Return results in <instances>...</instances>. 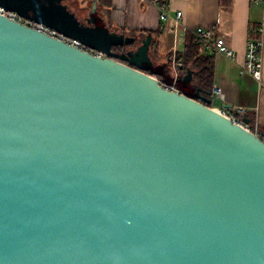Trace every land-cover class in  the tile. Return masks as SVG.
Returning a JSON list of instances; mask_svg holds the SVG:
<instances>
[{"label":"water","instance_id":"water-1","mask_svg":"<svg viewBox=\"0 0 264 264\" xmlns=\"http://www.w3.org/2000/svg\"><path fill=\"white\" fill-rule=\"evenodd\" d=\"M4 1L109 48L0 14V264H264L263 139L137 67L151 37L118 55L67 0Z\"/></svg>","mask_w":264,"mask_h":264},{"label":"crops","instance_id":"crops-1","mask_svg":"<svg viewBox=\"0 0 264 264\" xmlns=\"http://www.w3.org/2000/svg\"><path fill=\"white\" fill-rule=\"evenodd\" d=\"M80 1H82L81 10L72 9V13L86 26H89L88 19H90L94 23L102 21L104 28L119 35L135 31L157 33L149 36L152 38L151 44L153 42L152 45L150 44V57L153 65L158 67V72L152 71L155 77L161 74L167 78L169 74L177 81V65L182 62L180 56L185 53L191 31L198 27L213 29L215 34L224 38L230 49L235 52L236 59L231 60L223 55L206 52L214 58V76L212 91L207 98H203L216 100L214 108L236 106L246 108L249 121L250 117L254 120L255 131L260 129L261 132H258L264 133V61L262 85L251 75L241 74V67L246 61L248 42L264 40V5L257 0ZM158 2H163L168 7L171 18L167 23L160 20ZM88 5H91V10L95 5L94 9L100 13L99 18L92 16L91 10L88 16L85 15ZM70 8L69 6L68 9ZM179 12H182V17L178 25L176 22ZM160 68H164L165 71L161 72ZM164 86L174 87L178 91L176 82H164ZM215 86L222 88L223 101L214 97ZM200 92L202 90H196V95H200ZM249 128L251 129L250 126Z\"/></svg>","mask_w":264,"mask_h":264},{"label":"built area","instance_id":"built-area-1","mask_svg":"<svg viewBox=\"0 0 264 264\" xmlns=\"http://www.w3.org/2000/svg\"><path fill=\"white\" fill-rule=\"evenodd\" d=\"M258 3L264 5V0H257ZM160 9V20L163 23H167L170 20V16L168 13V7L163 2L157 3ZM0 14L9 17L10 19L17 21L23 25L29 26L42 32L46 35L58 38L63 42L83 49L94 56L100 58H106V55L97 50L88 49L80 42L70 39L59 32L51 29L45 25L37 24L31 20L25 19L13 12H7L5 9L0 8ZM182 17V12L177 14V24L179 25L180 18ZM263 30V29H262ZM191 35L195 38V40L204 46L205 52L212 54V55H223L228 59L235 60L236 54L235 52L230 49L227 45L224 38L215 34L213 29H206L203 27H198L191 31ZM263 61H264V40H250L247 44L246 50V61L244 65L241 67V74L251 75L256 81H258L261 85L263 84ZM168 89L172 91H176L174 87H168ZM177 92V91H176ZM213 95L217 100L223 101V90L220 87L215 86L213 88ZM218 113L228 117L234 124L241 125L249 130V125L244 121L246 115L248 114L247 109L244 107H222V108H214ZM260 138L264 141V135L260 134L258 131H255Z\"/></svg>","mask_w":264,"mask_h":264},{"label":"trees","instance_id":"trees-1","mask_svg":"<svg viewBox=\"0 0 264 264\" xmlns=\"http://www.w3.org/2000/svg\"><path fill=\"white\" fill-rule=\"evenodd\" d=\"M154 34L157 33H149L147 31H135L127 32L126 35L122 34L125 37L136 39V42L131 45L115 48L113 49V51H124L126 48H138L143 45L144 41H146V39L150 35ZM154 49L156 48L154 47ZM180 57L182 58V62L177 65L178 77L176 81V89L180 93L202 102L201 99L198 98V96L196 95V90H202V92H200V97L202 98H207L208 95H210V92L212 91V80L214 76V58L213 56L205 52L204 46L198 43L192 35L188 36L185 53ZM117 60L121 61L124 64H129L128 62L122 61L120 58H117ZM130 66L136 68V66L134 65ZM188 72H192V80L189 82H185L184 79L188 75ZM147 73L152 76H155V74L151 71H147ZM156 77L162 85H164V82H170L168 79H166V77L161 74H157ZM244 121L251 127V131L254 132L255 128L253 118L250 117L249 121V116H246ZM258 131L261 132L260 129ZM260 134L264 135V133Z\"/></svg>","mask_w":264,"mask_h":264},{"label":"rangeland","instance_id":"rangeland-1","mask_svg":"<svg viewBox=\"0 0 264 264\" xmlns=\"http://www.w3.org/2000/svg\"><path fill=\"white\" fill-rule=\"evenodd\" d=\"M81 3L82 1L80 0H67L64 4L67 5L68 7L70 6L71 8L69 10L72 12V9L76 11H80ZM0 5H3L5 8H8V5L4 0H0ZM90 10H91V5L90 6L88 5L85 11L86 12L85 15L88 16V14L90 13ZM17 13L18 11L16 12V14ZM18 14L34 22L42 23L44 25L53 27L55 28V30H57L60 33L62 32L72 38L78 39L88 49H98V50L106 51L109 48V43L107 41L97 39L93 34L81 28L74 21H70V18L67 15H65L62 11L61 13L54 15L48 10L42 13L41 10L38 9V11L34 14L21 10V12H19ZM91 14L92 16L96 18H99L98 16L100 15V13L94 8L91 10ZM96 24L98 25L99 28L101 29L104 28L102 21H96ZM113 33L118 34L116 32H112V34ZM111 39L114 40L113 37H111ZM137 67L148 68L149 70L151 69V72L152 71L158 72V67H155L153 65L152 59L150 57V53L146 56V58L144 59V62L137 63ZM160 70L161 72L165 71L164 68H160ZM166 79H168L172 83L176 82V79L171 78L169 74Z\"/></svg>","mask_w":264,"mask_h":264},{"label":"flooded vegetation","instance_id":"flooded-vegetation-1","mask_svg":"<svg viewBox=\"0 0 264 264\" xmlns=\"http://www.w3.org/2000/svg\"><path fill=\"white\" fill-rule=\"evenodd\" d=\"M96 24V23H95ZM97 25V24H96ZM98 26V25H97ZM134 50H136V48L135 49H133V48H126L124 51H120V50H116V51H114L116 54H118V55H123L124 53H127V52H130V51H134ZM118 58H120V57H118ZM128 65H131L130 63L128 64Z\"/></svg>","mask_w":264,"mask_h":264}]
</instances>
